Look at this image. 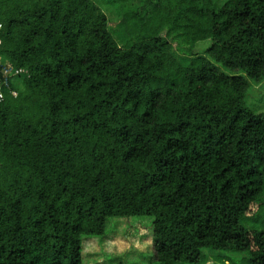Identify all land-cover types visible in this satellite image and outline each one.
<instances>
[{
  "label": "trees",
  "instance_id": "trees-1",
  "mask_svg": "<svg viewBox=\"0 0 264 264\" xmlns=\"http://www.w3.org/2000/svg\"><path fill=\"white\" fill-rule=\"evenodd\" d=\"M161 1L0 0V59L26 71L0 103V264H84L82 236L134 216L162 264L204 248L264 264V230L241 223L263 187L264 111L246 97L264 0ZM172 37L189 56L208 44L182 66Z\"/></svg>",
  "mask_w": 264,
  "mask_h": 264
},
{
  "label": "rangeland",
  "instance_id": "rangeland-1",
  "mask_svg": "<svg viewBox=\"0 0 264 264\" xmlns=\"http://www.w3.org/2000/svg\"><path fill=\"white\" fill-rule=\"evenodd\" d=\"M103 1L104 0H99ZM176 0H162L161 10L174 7ZM175 4V5H174ZM159 7V8H160ZM107 13L110 23L109 29L114 40L119 46L126 42L127 35L121 27H118L116 16L108 7H102ZM171 54L182 66H186L192 56L207 46V42H197L193 47L192 56L183 54L180 46L187 44L176 37L170 38ZM222 70H226L220 66ZM247 90L246 104L253 110L264 111V81L255 83L250 80ZM252 214L241 219L242 225L247 230H264V174L262 192L256 201ZM151 217H110L106 219L105 232L102 236H82V256L84 264H108L110 260L121 259L123 264H162L154 259L151 250ZM164 264H249L247 252H235L231 250L204 248L200 260L197 263L185 261H173Z\"/></svg>",
  "mask_w": 264,
  "mask_h": 264
},
{
  "label": "built area",
  "instance_id": "built-area-1",
  "mask_svg": "<svg viewBox=\"0 0 264 264\" xmlns=\"http://www.w3.org/2000/svg\"><path fill=\"white\" fill-rule=\"evenodd\" d=\"M0 38V45H1ZM26 73L22 68H13L12 65L6 61L0 59V103L5 100L6 92H9L13 97L17 96V91L10 87L9 79L15 75Z\"/></svg>",
  "mask_w": 264,
  "mask_h": 264
}]
</instances>
